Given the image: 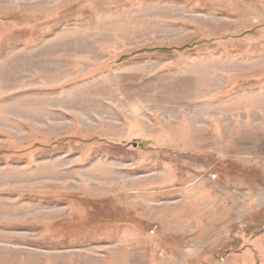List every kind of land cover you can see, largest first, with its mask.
Segmentation results:
<instances>
[{
  "label": "rangeland",
  "instance_id": "1",
  "mask_svg": "<svg viewBox=\"0 0 264 264\" xmlns=\"http://www.w3.org/2000/svg\"><path fill=\"white\" fill-rule=\"evenodd\" d=\"M0 264H264V0H0Z\"/></svg>",
  "mask_w": 264,
  "mask_h": 264
}]
</instances>
